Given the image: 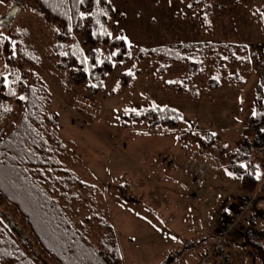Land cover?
Here are the masks:
<instances>
[{"label":"rangeland","instance_id":"1","mask_svg":"<svg viewBox=\"0 0 264 264\" xmlns=\"http://www.w3.org/2000/svg\"><path fill=\"white\" fill-rule=\"evenodd\" d=\"M204 1L208 4L199 11L189 0H109L115 27L112 35L121 36L132 52L128 59L113 64L101 88L92 93L86 86L71 82L47 56L52 41L50 23L20 4L5 21L2 17L16 6V0H0V37L7 34L12 41L10 33L16 34L20 27L29 33L23 41L31 42L38 53L39 64L32 68L41 74L49 90L59 136L69 141L74 158L69 161H74L85 181L96 183L105 198L121 264H186L191 257L198 259L210 247L215 222L219 220L217 227L232 214L240 198L255 189L241 187L239 177L228 167L227 152L238 146L246 132L255 84L264 74L260 0ZM206 11H212L209 30L205 28ZM201 40L238 43L248 49L250 72L242 85L221 81L194 95L168 84L180 80L186 62L172 63L163 72H156L160 61L150 55L136 56L138 49ZM81 48L87 56L89 47ZM24 64L31 67L28 61ZM6 71L8 67L3 73ZM203 78L195 76L194 85H202ZM154 106L176 111V126L147 128L123 117ZM207 132L218 138L200 142ZM250 159L257 164L255 187L264 177V149H253ZM199 167L203 168L201 186L192 181ZM120 187L139 196L138 201H124ZM152 209L154 216H150ZM253 226L264 233V194L252 201L239 221V229ZM242 233L240 229L232 238ZM233 239L229 264H251L257 245H241V239ZM31 246L34 248L32 240ZM260 247L264 251V241ZM33 254L26 253L30 263L40 264V256L35 253L33 260Z\"/></svg>","mask_w":264,"mask_h":264},{"label":"trees","instance_id":"2","mask_svg":"<svg viewBox=\"0 0 264 264\" xmlns=\"http://www.w3.org/2000/svg\"><path fill=\"white\" fill-rule=\"evenodd\" d=\"M19 4L33 9L52 26L46 53L54 66L92 93L101 88L114 63L131 56L132 49L123 38L112 35L115 27L109 0H16L15 5ZM207 4L189 0V5L199 11ZM258 10L264 22V0H260ZM206 13L205 28L209 30L212 11ZM15 31L10 33L12 41L7 34L0 37V264H31L26 255L31 252L32 259L35 253L40 256V264H121L105 198L96 183L85 181L74 161H69L73 154L69 141L59 136L49 90L41 74L32 68L39 64L38 53L31 42L23 41L24 36L29 38L27 30L20 27ZM83 45L89 47L87 56ZM148 55L160 61L156 72H163L172 63L186 62L180 80L168 84L194 95L221 81L242 85L250 72L248 49L238 43L185 41L136 51L140 58ZM27 61L31 67L25 66ZM198 75L204 76L199 87L193 82ZM178 116L170 108L154 106L123 117L142 122L147 128H171ZM245 124L246 132L238 146L227 153L229 169L249 191L257 186V164L250 154L253 149H264V74L255 84L253 111ZM204 136L202 143L218 138L212 132ZM125 191H119L124 201H138L139 196ZM249 236L247 232L243 242L261 250L258 237L251 240Z\"/></svg>","mask_w":264,"mask_h":264},{"label":"built area","instance_id":"3","mask_svg":"<svg viewBox=\"0 0 264 264\" xmlns=\"http://www.w3.org/2000/svg\"><path fill=\"white\" fill-rule=\"evenodd\" d=\"M203 168L196 169L192 176V181L201 186L204 182L201 179ZM264 177L255 189L244 195L235 205L231 216L226 218L222 223L217 226V234L212 245L205 249L200 255L198 260L192 264H205L211 260V264H229L230 261V247L229 239L239 229V221L242 219L245 211L248 209L257 193L263 189ZM252 253V252H251Z\"/></svg>","mask_w":264,"mask_h":264},{"label":"crops","instance_id":"4","mask_svg":"<svg viewBox=\"0 0 264 264\" xmlns=\"http://www.w3.org/2000/svg\"><path fill=\"white\" fill-rule=\"evenodd\" d=\"M263 173H264V169L262 171V174ZM263 192L264 191H262L256 199L261 198L262 194H264ZM148 206H147V209H149ZM150 212H151V215L150 216H154V214H152V213H155L154 212V209L150 210ZM226 216L227 215H224L223 218L224 217L226 218ZM217 222H219V220H217ZM217 222H215V224L213 226V229H212V233L210 234V237L211 238H210V241H209L210 242V245L209 246H211L212 243L214 242V239H215V236H216V228H217L216 225L218 224ZM220 222H221V220H220ZM240 229H241V232L243 230V233L241 234V236H239V234H238V236H236L233 240H235L237 242L238 239H241V245L248 244L246 242H243V240L245 239L244 233H247L248 232L250 234H253L255 237H258L257 239L259 240L260 245H262V242L264 241V233H261V231L259 232V230L256 229V227L253 226V227H248V228H245V229H243L241 227ZM247 246H249V245H247ZM262 248H263V246H262ZM241 249H243V248L241 247ZM255 250L257 251V253L255 255L251 256V262H252L251 264H262V262L264 261V251L259 250L257 248H255ZM233 253H236L237 254L238 252L237 251H233ZM196 260H197V258L191 257V259L189 260V262L186 263V264H189V263L192 264Z\"/></svg>","mask_w":264,"mask_h":264},{"label":"water","instance_id":"5","mask_svg":"<svg viewBox=\"0 0 264 264\" xmlns=\"http://www.w3.org/2000/svg\"><path fill=\"white\" fill-rule=\"evenodd\" d=\"M16 9H17V6H14L13 8H11L7 13H5V15L3 16V19L10 18ZM1 20L2 19H0V21Z\"/></svg>","mask_w":264,"mask_h":264},{"label":"bare ground","instance_id":"6","mask_svg":"<svg viewBox=\"0 0 264 264\" xmlns=\"http://www.w3.org/2000/svg\"><path fill=\"white\" fill-rule=\"evenodd\" d=\"M263 188H264V186H263ZM251 192V191H250ZM260 192V191H259ZM249 193V192H248ZM258 194V193H257ZM256 198H254V200H255Z\"/></svg>","mask_w":264,"mask_h":264},{"label":"snow or ice","instance_id":"7","mask_svg":"<svg viewBox=\"0 0 264 264\" xmlns=\"http://www.w3.org/2000/svg\"><path fill=\"white\" fill-rule=\"evenodd\" d=\"M113 55H115V53H113ZM21 99H23V97H21Z\"/></svg>","mask_w":264,"mask_h":264}]
</instances>
